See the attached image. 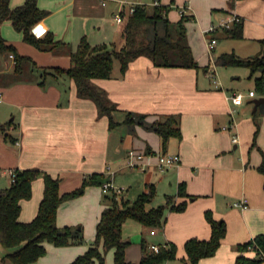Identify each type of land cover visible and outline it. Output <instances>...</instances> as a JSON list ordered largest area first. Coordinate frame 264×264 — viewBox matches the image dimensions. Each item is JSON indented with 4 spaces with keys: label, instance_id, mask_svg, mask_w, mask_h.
Listing matches in <instances>:
<instances>
[{
    "label": "crops",
    "instance_id": "crops-1",
    "mask_svg": "<svg viewBox=\"0 0 264 264\" xmlns=\"http://www.w3.org/2000/svg\"><path fill=\"white\" fill-rule=\"evenodd\" d=\"M24 1L9 0V5L20 6ZM154 1L36 0L48 12L40 20L47 27L46 35L63 42L53 49L24 41L23 33L9 20L0 23L1 35L15 47V52L0 51V122H11L7 133L14 139L0 133V168L8 175L6 186L11 181L8 171L14 168H37L58 177L60 193L79 187L92 173L101 175V181L86 185L80 195L62 201L57 208L56 224L73 226L82 241L65 246L45 242L46 253L38 257L37 264H69L87 250L100 213L110 204L105 197L109 191L102 189L103 179L112 184L113 191L115 186L121 189L116 192L118 199L128 201L146 190L147 184L154 185L155 195L146 207L164 204V221L159 228H145L144 234L156 237L157 244L171 241L177 246L176 258L163 264H189L184 242L190 237L209 238L207 209L214 218L224 220L226 233L216 253L201 258L199 264H233L239 253L235 246L264 231V176L258 170L264 156V103L254 110L253 102L264 96V87L261 92L246 91L237 83L243 75L255 86L261 72L250 75L248 67L218 60L224 52L249 57L261 49L264 0H158L171 5L170 20H178L182 13L190 16L185 22L186 37L198 68L156 66L141 55L123 72L114 60L110 77L93 79L117 107L113 117L118 123L112 128L95 102L77 93L75 81L56 70L72 64L70 51L76 50L82 37L91 45L119 47L130 9ZM117 13L120 21L115 18ZM234 16L243 22L240 39L224 34ZM211 25L216 30L209 34ZM209 37L216 39L211 49ZM10 53L29 59L16 71ZM250 90L253 96L248 95ZM233 92L244 94L241 104L227 99ZM126 112L145 114L143 123H124ZM165 114L177 117L182 135L181 139L169 138L163 151L160 136L149 126ZM232 119L236 126L229 129ZM232 133L237 134V142L232 141ZM129 149L154 151V155L175 153L180 161L159 168L153 156L143 167H130ZM180 182L186 185V198L177 194ZM42 194L43 179L38 176L32 182L31 197L20 201L19 220L29 221L36 215ZM167 196L175 203L186 200L184 210H171ZM242 199L244 208L234 205ZM135 225L126 219L122 238L129 242L126 260L138 263L142 241H146L143 233L136 235L139 243L134 246L123 234L125 227ZM150 243L154 242H146L148 248ZM106 252L104 264H114V250Z\"/></svg>",
    "mask_w": 264,
    "mask_h": 264
},
{
    "label": "trees",
    "instance_id": "trees-1",
    "mask_svg": "<svg viewBox=\"0 0 264 264\" xmlns=\"http://www.w3.org/2000/svg\"><path fill=\"white\" fill-rule=\"evenodd\" d=\"M170 8L171 5L160 3L135 4L127 17L123 43L119 47L105 43L91 45L82 37L76 50L70 51L72 64L68 68H56L75 81L80 96L95 102L99 113L108 117L110 128L118 123L113 117L117 107L109 99L107 92L96 85L93 79L110 77L115 59L119 61L123 72L131 60L141 55L148 57L156 66L198 68L186 37L185 22L190 16L182 13L178 20L172 21L167 16ZM47 13L38 7L36 0H25L22 5L16 7H10L9 0H0V23L9 20L14 29L23 33L24 41L41 49H53L63 44L61 41H55L51 35H46L47 33L42 37H35L31 33V25ZM242 29V20L236 19L230 28H224V34L240 39L243 37ZM261 44V49L253 56L240 57L233 52H224L218 56V60L225 65L248 67L250 75L259 70L260 75L255 77V90L259 92L264 87V39ZM0 51L15 52V47L8 43L1 33ZM14 59L15 70L18 71L24 60L29 58L16 53ZM144 117L145 114L126 112L123 122L143 123ZM10 124V121L0 122V133L9 138L11 136L7 130ZM149 127L160 136L163 151L169 138L181 139L179 121L174 114L162 115ZM11 139L14 141L12 137ZM258 170L264 176V156ZM38 176L43 179V194L37 213L31 220L21 221L20 201L31 197L32 182ZM99 177L100 174L92 173L79 187L60 193L58 177L37 168H14L9 185L0 188V245L13 249L0 257V264H37L38 257L46 253L45 242L55 246L80 243L83 237L79 230L73 226L60 227L56 224L57 208L62 201L80 195L86 185L98 183ZM146 187L147 189L132 201L118 199L115 191L106 193L105 197L110 200V204L100 213L93 242L69 264H104V254L110 249L114 250V264H163L166 260L175 259L177 246L171 241L160 243L157 252L150 250L146 242L142 241V256L139 262L133 263L125 258V249L129 242L122 238V224L127 218H134L150 228L160 227L164 221V204L146 207L155 195L152 183ZM177 194L184 198L189 196L184 182L179 183ZM166 204L170 205L173 211H182L186 207V200L175 203L172 196H167ZM204 216L210 225V236L207 239L190 237L184 242L189 264H199L201 258L214 255L226 233L224 220L214 218L209 209L204 211ZM236 249L239 253L233 264H264V231L238 243ZM246 251H253V256L245 255Z\"/></svg>",
    "mask_w": 264,
    "mask_h": 264
},
{
    "label": "built area",
    "instance_id": "built-area-1",
    "mask_svg": "<svg viewBox=\"0 0 264 264\" xmlns=\"http://www.w3.org/2000/svg\"><path fill=\"white\" fill-rule=\"evenodd\" d=\"M153 4H159L158 0H155ZM132 11H133V7L130 9V13ZM115 18L117 21H120L121 14L117 13L115 15ZM236 19H237V17H235V16L232 17V21L236 20ZM223 25L226 26L227 24L224 23ZM215 30H216V26L211 25L208 28L207 32L209 34H211ZM30 31L35 37H42L47 33L48 30H47V27L39 20V21H37L31 25ZM215 43H216V39L214 37H209L208 43H207L209 49H211ZM9 56L11 58H14L13 53H10ZM248 95L253 96L254 91L250 90L248 92ZM243 98H244V94L242 92H233L227 96V99L230 100L234 105L241 104L243 102ZM231 113H233V110H231ZM235 126H236L235 119H232V121L228 127H229V129H231ZM237 140H238L237 134L232 133V141L237 142ZM153 156L156 158L155 164L159 168L170 167V166L176 165L180 161L179 155L175 154V153H158V154L154 155V153H151V152H139L135 149H129L127 152V165L130 167H139V166L143 167L144 165L150 163V160L152 159ZM8 174L10 175L11 178H13V170H9ZM112 188H113V186L110 182L104 181L102 183V189L104 192H107ZM120 190L121 189H119L115 192H119ZM234 205L244 208L246 206V202L244 199H242V200L234 202ZM151 232L153 233L154 229H152ZM149 249L154 251V252H157L159 249V244L150 243Z\"/></svg>",
    "mask_w": 264,
    "mask_h": 264
},
{
    "label": "rangeland",
    "instance_id": "rangeland-1",
    "mask_svg": "<svg viewBox=\"0 0 264 264\" xmlns=\"http://www.w3.org/2000/svg\"><path fill=\"white\" fill-rule=\"evenodd\" d=\"M129 14V13H128ZM127 14V15H128ZM117 48V46H115ZM116 63L119 62L117 59H115ZM212 64V62H211ZM219 70H223L220 67H218ZM237 70H247L246 68H239ZM238 83V87H240V89H245L247 91L248 88H255V86L253 85V81L248 80L245 76L241 75L240 80L237 82ZM7 141L10 145L13 146V143H11V141L9 140V138H6ZM8 171V170H7ZM8 175L2 172V168H0V188H3L7 185L9 178L7 177ZM118 176V174H117ZM102 184V183H101ZM118 186H115V191L119 190V188H117ZM113 191V189H110L109 192ZM105 193V192H104ZM130 220V222H132L133 224H136L135 226H128L124 228L123 234L124 236L128 237L127 239L130 240V245L134 246L136 243H139V241H137V236L138 234H142L144 235L145 238V242H154V243H159L156 237H151L150 235H145L144 234V229L145 228H150V227H146L142 222L134 219V218H127ZM134 219V220H133ZM155 228H159V227H153ZM135 243V244H134ZM236 247V246H235ZM13 250L12 248H4L0 245V257L3 256L4 254H6L7 252ZM107 253V252H106ZM104 254V258L105 255Z\"/></svg>",
    "mask_w": 264,
    "mask_h": 264
},
{
    "label": "water",
    "instance_id": "water-1",
    "mask_svg": "<svg viewBox=\"0 0 264 264\" xmlns=\"http://www.w3.org/2000/svg\"><path fill=\"white\" fill-rule=\"evenodd\" d=\"M253 102H254V110H255L256 107H257L259 104L264 103V96H260V97H258V98H255ZM99 181H101L100 178H99ZM103 181H105V180L103 179Z\"/></svg>",
    "mask_w": 264,
    "mask_h": 264
}]
</instances>
